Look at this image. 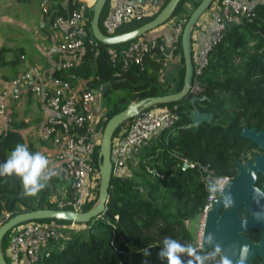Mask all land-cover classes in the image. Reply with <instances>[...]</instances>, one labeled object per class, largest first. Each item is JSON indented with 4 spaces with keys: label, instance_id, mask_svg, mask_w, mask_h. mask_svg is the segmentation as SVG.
<instances>
[{
    "label": "trees",
    "instance_id": "trees-1",
    "mask_svg": "<svg viewBox=\"0 0 264 264\" xmlns=\"http://www.w3.org/2000/svg\"><path fill=\"white\" fill-rule=\"evenodd\" d=\"M168 1L164 0L152 17L123 25L114 35L132 31L151 21ZM200 1L181 0L171 19L190 9L187 21ZM248 1L254 16L251 20L241 17L238 24L227 28L222 40L210 51L208 64L201 75L205 99L196 103V107L201 113L212 114V121L194 127L190 99L149 108L166 107L174 112V126L158 132L144 144L133 161L127 162V174L111 178L106 203L108 215L101 214L86 224H75L78 228H71V222L42 220L58 225V238L47 248L49 256L35 264H166L157 256L164 238H175L194 246L195 238L186 223L201 219L208 193L194 169L182 171L183 160L210 165L217 178L229 177L237 167L236 161H240L242 151L247 148L248 140L240 136L243 127L264 126V0ZM214 2L219 4L218 0ZM78 4L69 0V12H58L54 16L67 17ZM109 9L107 0L99 21L104 34L102 22ZM91 16L89 8L87 31L93 38ZM128 44L105 46L99 43L97 48L87 45L82 63L71 71L82 80H90V89L99 90L105 84L110 85L102 98L105 108L98 124L100 138L106 122L132 102L177 93L183 86L185 67L181 36L175 43L178 82L173 90L164 86L160 80V64L150 57L145 59L143 71L134 64H129L124 71L119 64H112L108 49L118 50ZM57 73L55 77L66 82L65 73ZM117 73H120L119 77H116ZM129 122L121 124L114 136ZM17 143H25L30 151H37L26 141L20 127L13 126L0 137L3 162ZM98 152L99 146L94 156L99 173ZM98 187L99 180L95 198L83 206L82 212L96 205ZM63 188H67L66 183L53 177L37 196L25 198L21 195L19 181L0 178V220L4 212L11 218L36 209H57L50 198ZM9 237L10 231L0 244L4 255ZM145 248H150V255L144 256Z\"/></svg>",
    "mask_w": 264,
    "mask_h": 264
},
{
    "label": "built area",
    "instance_id": "built-area-1",
    "mask_svg": "<svg viewBox=\"0 0 264 264\" xmlns=\"http://www.w3.org/2000/svg\"><path fill=\"white\" fill-rule=\"evenodd\" d=\"M156 1L155 4H153ZM164 0H124L123 3L109 9L103 19L102 27L106 35H114L123 25L134 21L140 22L157 13ZM219 10L210 29V39L203 44L199 52L194 55L193 78L191 82L190 98H203V84L201 75L208 64V55L212 48L224 37L227 23L238 24L241 17L251 20L254 16L252 5L248 0H218ZM42 11L48 13L46 1L41 5ZM88 6L79 3L78 7L67 16H57L52 22L54 30H60L57 45L64 56L58 71L65 73L64 79L54 77L51 82H32L31 74H24L15 78L11 84L19 87L27 85L28 90L38 98H42L51 111V115L44 123L40 138L45 146L52 151L56 163L54 168L57 179L66 183L67 188L59 190L50 198L57 209L82 212V208L95 198L99 180V173L94 165L96 147L100 144L98 124L102 118V111L95 105L98 96L89 87L90 80H82L73 69L82 63L84 48L89 45L97 48L98 42L89 37L87 31ZM170 22L172 42L168 47L160 38H139L121 49H108V55L113 65L119 64L122 71L129 64H134L141 71L145 68V59L152 57L160 64V80L165 70L176 62L174 56L175 43L182 34L186 19L183 16L173 17ZM38 75L36 71L33 73ZM120 73L116 74L119 77ZM20 98L18 92L0 91V137L6 135L11 128L12 117L8 111V101L16 103ZM112 139V177H122L127 168V162L138 154L144 144L158 132L172 128L176 121V114L166 107L144 110L131 120ZM182 171L194 169L207 192V186L215 183L224 188L228 178H217L210 165L196 164L183 160ZM208 193V192H207ZM219 194V193H218ZM217 194V195H218ZM212 198L208 193L206 205L201 215L203 228L204 219L211 209ZM10 214L4 212L0 220L7 221ZM71 228L78 227L72 223ZM58 225L54 222H26L10 230L5 259L8 264H35L43 257L49 256L47 248L53 240L58 238ZM201 235V234H200Z\"/></svg>",
    "mask_w": 264,
    "mask_h": 264
},
{
    "label": "water",
    "instance_id": "water-1",
    "mask_svg": "<svg viewBox=\"0 0 264 264\" xmlns=\"http://www.w3.org/2000/svg\"><path fill=\"white\" fill-rule=\"evenodd\" d=\"M181 0H169L164 8L149 22L141 25L140 27L121 34L116 35H106L100 28L99 21L100 16L105 7L107 0H96L94 5L90 8L91 12V22H90V32L92 37L100 44L105 46H116L131 43L142 36L148 34L149 32L156 30L162 25L166 24L172 17L175 9ZM214 0H201L196 8L190 13L181 34V48L184 60V78L183 86L180 92L166 94L157 97H149L141 99L137 102H132L128 105L123 111L112 116L105 124L103 129L98 152L99 160V187H98V200L96 205L89 211L86 212H74L71 210H60V209H36L23 213H19L6 222L0 225V244L6 234L16 226L33 221H42V220H61L66 222H71L75 224H86L92 219L100 216L101 214L108 215L106 211V203L109 196V186L112 178V139L118 129V127L126 121L131 120L137 114L141 113L144 110H147L155 105L171 104L179 102L182 99H190V104L192 106L191 121L194 127H197L203 122L210 123L212 121V114L201 113L197 107L196 103H199L205 99L198 97L190 98V89L191 82L193 78V51H192V29L196 25L200 17L209 9ZM156 1L153 3L155 4ZM227 28H231L232 24L227 23ZM110 89V85L105 84L99 90H92V93L96 96H99L101 99L104 97V94ZM262 134V133H260ZM240 136L243 138L250 139L254 142L259 143L260 135H257L256 130H250L248 128H243ZM260 158L256 159V164L248 163L247 166L249 170L253 171V174L257 170H260L259 167ZM0 163H3V160L0 156ZM249 174L243 166H239V173L236 179L233 182L227 183L224 187L225 193H230L234 202L236 203V210L241 205V195L244 189V182L246 176ZM16 179V178H15ZM254 180V176H253ZM251 179V181H253ZM18 181V179H16ZM251 189V188H250ZM251 191H253L251 189ZM223 207L222 203H213L212 208L207 212L204 224L201 232L199 249L205 252L211 250V246L206 243V237L208 234H212L215 240L222 245L223 252L226 256L229 257L227 251V240L231 236L235 240L245 242L246 239L238 235L239 232L246 230L243 229L242 220H238L236 217V210L229 216L233 219V223H237L239 226L236 229V233L231 235L225 226L226 218L228 217V211L225 208L224 214L222 216H217V208ZM257 222V220H256ZM248 242V241H247ZM264 240L257 245L247 243V245L252 250V255L257 252L262 253ZM251 258V257H249ZM247 264H250V260L246 261ZM0 264H8L4 254L1 251L0 247Z\"/></svg>",
    "mask_w": 264,
    "mask_h": 264
},
{
    "label": "crops",
    "instance_id": "crops-1",
    "mask_svg": "<svg viewBox=\"0 0 264 264\" xmlns=\"http://www.w3.org/2000/svg\"><path fill=\"white\" fill-rule=\"evenodd\" d=\"M44 1L48 13L42 11L41 5ZM72 1L84 3L91 8L96 0ZM123 2L124 0H109V7ZM68 7L69 0H0V91L6 89L18 92L20 95L16 103L8 101V111L12 117L10 127L19 126L26 141L32 143L37 151L46 156L52 155V151L45 146L40 133L51 111L42 98L36 97L28 90L26 84L14 87L11 82L21 75L31 74L32 82L42 84L51 82L58 74V67L64 57L57 48L61 31L54 30L51 25L56 17L54 15L58 12L68 13ZM218 10L219 5L214 2L197 21L191 36L193 55L210 39V29ZM157 37L162 38L168 47L171 45L169 21L149 32L144 38ZM171 62L162 77V82L165 84L170 72L176 67V62ZM34 71L38 75L35 76ZM173 79L175 82H172L170 90L177 84V73ZM98 97L95 101L96 107L99 105L100 97L99 99ZM0 125H3V119H0ZM49 161L52 166L56 165L53 158ZM131 161L132 158L128 160V164ZM128 164L124 174L128 172Z\"/></svg>",
    "mask_w": 264,
    "mask_h": 264
},
{
    "label": "clouds",
    "instance_id": "clouds-1",
    "mask_svg": "<svg viewBox=\"0 0 264 264\" xmlns=\"http://www.w3.org/2000/svg\"><path fill=\"white\" fill-rule=\"evenodd\" d=\"M57 175L56 169L50 164L49 158L42 152L30 151L25 143H17L7 159L0 163V178H16L21 186V195L25 198L37 196L46 188L48 182ZM226 188H220L215 183L207 186V192L215 203H222L224 208H231L234 200L230 193H225ZM219 193V198L218 194ZM264 198L259 189L253 190V199L258 203ZM259 221L264 219V209L253 214ZM246 221L242 223V226ZM206 243L211 250L201 254L191 244L181 243L178 239L166 237L157 253L160 260L166 264H233L232 259L223 252L222 245L212 234L206 237ZM150 248L143 250L144 256L150 255ZM248 246L240 248L236 264H245L248 255Z\"/></svg>",
    "mask_w": 264,
    "mask_h": 264
},
{
    "label": "flooded vegetation",
    "instance_id": "flooded-vegetation-1",
    "mask_svg": "<svg viewBox=\"0 0 264 264\" xmlns=\"http://www.w3.org/2000/svg\"><path fill=\"white\" fill-rule=\"evenodd\" d=\"M243 128H248V127H243ZM248 129L256 130L257 135H260L259 143L244 138L248 140L246 146L247 148L244 151H242L240 161H236L237 167L232 172L231 176L227 177L228 178L227 183L233 182L238 176L240 165L243 166L247 172H249L244 182V189L241 195V205L236 210V203L234 202L231 208H227L229 214L228 217L226 218L225 226L227 227L231 235L235 234L236 229L239 227L237 223H233L232 222L233 219L229 217L235 210H236L237 219L242 220L243 222L246 221V224H244L243 226V229L245 228L246 230L238 233V235L244 237L246 241L242 242L235 240L233 236H231L227 240V251L229 258L232 259L233 261V264H236V259L238 258V254L242 246L247 245V243L257 245L264 240V219L256 222V219L253 216L254 213L261 211V209H264V198L259 199V202L257 203L253 199V191H251V189L252 190L259 189L260 193L264 194V126L251 127ZM257 158H260L259 160L260 170H257L255 174H253V171L249 170L247 164L248 163L256 164ZM253 176H254V180H253ZM251 179L253 181H251ZM218 198H219V194H218ZM213 203L214 201L212 202V206ZM224 211H225L224 207L217 208L216 210L217 216L218 217L222 216L224 214ZM198 247H199V243H198ZM263 248H264V244H263ZM248 249L249 251L246 261L250 260V264H264V250H262V253L257 252L256 254L252 255V250L250 249L249 246ZM246 261L245 264H247Z\"/></svg>",
    "mask_w": 264,
    "mask_h": 264
},
{
    "label": "rangeland",
    "instance_id": "rangeland-1",
    "mask_svg": "<svg viewBox=\"0 0 264 264\" xmlns=\"http://www.w3.org/2000/svg\"><path fill=\"white\" fill-rule=\"evenodd\" d=\"M190 12V9L189 11H187L186 13H181V15H183V17L186 19V16L189 14ZM206 13V12H205ZM132 23H136V21L132 22ZM130 24V23H129ZM126 25V24H125ZM175 73H177V66L175 67L174 70H172L170 72V75L167 77V81H166V84H164V86L167 88H171L172 86V82H175V80L173 79V76H175ZM173 75V76H172ZM177 82H178V78H177ZM176 86H174L171 90H173ZM168 90V89H167ZM99 99V97H98ZM105 100L104 99H99V105L97 108V110L99 111H102L103 108H105ZM100 108V109H99ZM103 113V112H102ZM188 229L191 231L192 235L194 236L195 238V243H194V246L196 248H198V243H199V240H200V234H201V228H200V225H201V222H200V219H196L195 221H192V222H187L186 223ZM74 228H78V227H74Z\"/></svg>",
    "mask_w": 264,
    "mask_h": 264
}]
</instances>
